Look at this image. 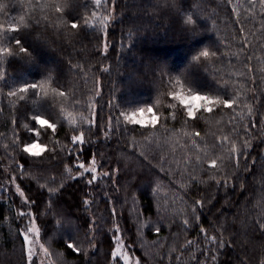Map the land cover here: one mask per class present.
Instances as JSON below:
<instances>
[{"label": "trees", "instance_id": "trees-1", "mask_svg": "<svg viewBox=\"0 0 264 264\" xmlns=\"http://www.w3.org/2000/svg\"><path fill=\"white\" fill-rule=\"evenodd\" d=\"M0 5V264H28L29 213L54 264H117V237L140 264H264V0Z\"/></svg>", "mask_w": 264, "mask_h": 264}, {"label": "rangeland", "instance_id": "rangeland-1", "mask_svg": "<svg viewBox=\"0 0 264 264\" xmlns=\"http://www.w3.org/2000/svg\"><path fill=\"white\" fill-rule=\"evenodd\" d=\"M193 96L195 95L176 93L178 101L183 107H185L188 113L189 111H191L192 115H194L200 109H210L212 107V104H214L208 103V101L204 100L192 101L191 98ZM133 114H135L136 119L142 121V123H140L139 125H149L155 122V116L148 111H145L142 115L139 112L132 113L128 117H131ZM30 146L31 144L27 145L26 147ZM36 151L42 153L43 147L40 146V149H36ZM93 167H95L96 169L95 172L85 171V169H91ZM81 172L88 173L92 175V177L94 176L95 179L105 174L99 172L96 164H93V161L89 166H84V168H81ZM29 229H31V231H29ZM25 236H27V240H25ZM22 237L24 240L25 255L28 264H54L55 261L62 260L61 252L52 249L47 243L42 241L40 227L31 213L27 214V217L25 218V228L22 232ZM112 257L113 260L117 262V264H140L137 257H135L128 251L124 241L119 237L116 238Z\"/></svg>", "mask_w": 264, "mask_h": 264}, {"label": "snow or ice", "instance_id": "snow-or-ice-1", "mask_svg": "<svg viewBox=\"0 0 264 264\" xmlns=\"http://www.w3.org/2000/svg\"><path fill=\"white\" fill-rule=\"evenodd\" d=\"M97 3H99V0H97ZM3 5H0V10H3ZM189 23H191V20H189ZM71 27L73 29H76L77 27H79L75 22H73L71 24ZM16 43L19 45L20 44V41H16ZM26 50L24 48H20V52H25ZM210 55V52L208 50H203L200 52L199 54V57H208ZM212 55H214V53H212ZM199 57H194V59H199ZM32 89H35L37 88L38 86L36 84H33L30 86ZM21 92H27L28 91V88H22L20 89ZM63 95V93H61ZM13 95H15V93H13ZM192 101H201V100H204V101H208V103H215V104H229L228 101L226 100H221L219 97H217L215 100H212L210 99L209 97H206V96H201V95H195L191 98ZM230 106V105H229ZM209 111H211V109H208ZM146 110L144 108H140L138 109V112L142 115ZM148 112H151L152 109L151 108H148L147 109ZM189 115L191 116L192 115V112L189 111ZM33 120L36 124H39V125H46L48 128H52L54 129L55 128V125L50 123L48 120H46L44 117L40 116V115H35L33 116ZM128 120L130 123H135V124H140L142 123L141 120H138L136 119V116L135 114H133L131 117H128ZM77 140V137H72V141L75 142ZM36 149H40V145L39 144H31L30 147H25L24 149V152L25 154H31L33 156H37L40 154L39 151H36ZM23 163V161H22ZM95 163V161H93V164ZM80 168H84V165L81 164L79 166ZM85 171H90V172H95L96 169L95 167L91 168V169H85ZM105 175H108L107 173H105ZM93 179H95V177L93 176ZM89 183H91V181H89ZM29 231H31V229H29ZM25 240H27V236H25ZM76 245L73 244V243H68L67 245V248L69 250L75 248Z\"/></svg>", "mask_w": 264, "mask_h": 264}]
</instances>
